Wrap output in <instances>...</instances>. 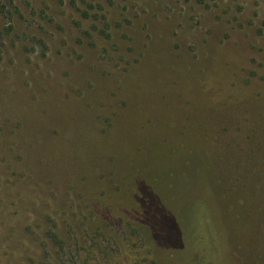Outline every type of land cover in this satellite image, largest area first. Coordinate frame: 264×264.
I'll return each mask as SVG.
<instances>
[{"label": "rangeland", "instance_id": "374dc122", "mask_svg": "<svg viewBox=\"0 0 264 264\" xmlns=\"http://www.w3.org/2000/svg\"><path fill=\"white\" fill-rule=\"evenodd\" d=\"M186 245L264 264V0H0V264Z\"/></svg>", "mask_w": 264, "mask_h": 264}, {"label": "trees", "instance_id": "16d2710c", "mask_svg": "<svg viewBox=\"0 0 264 264\" xmlns=\"http://www.w3.org/2000/svg\"><path fill=\"white\" fill-rule=\"evenodd\" d=\"M190 149L192 151H189V150L187 151V159H185V161L186 162L187 161H191V159L194 160V161H198L200 159V161H202L204 163V160L206 159V157H205V155L203 153L202 147L197 146V145H194ZM198 157H199V159H198ZM143 182H144V180H143ZM143 182H142V187L144 186V183ZM142 193H143L142 194V200L140 202H141V206H142V209H143L142 219L144 220V222H145L146 216L149 215L150 213H152L151 210L153 208H155V209H163L164 208L167 211L174 210L175 212H176V210H178V209L172 208L171 206H168L167 205V202H168L169 199H165V198L164 199H161L164 202L162 201L163 203H161V201L159 200L160 201V204H159V202H158V204H156L155 203V200H153V201H151V200L150 201H146L147 200V197L144 196L145 193H146V192L144 193V188L142 190ZM214 209L217 212L218 209H219V207L214 208ZM143 227L149 232L152 243L154 245H157V246L160 245L159 244V241L157 239L156 232L154 231L153 227H150L147 222H145V224H144ZM48 235H49V238L52 241H54L57 245H60L62 243V241L59 239V237L56 236L54 233H51V235L49 233ZM176 250H181L184 253H187V255H186L187 257L188 256H191L192 254H196L198 256L199 260H202V262L204 264H218V263H215V262H212V261H208L207 259H205V255H203L202 253L200 254L199 251H196V250L192 249L191 246H188V245H186V246H179V248H176Z\"/></svg>", "mask_w": 264, "mask_h": 264}]
</instances>
